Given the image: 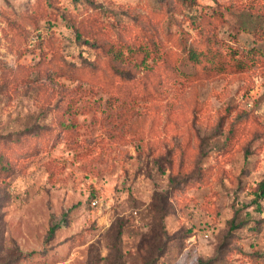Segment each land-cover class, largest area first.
Wrapping results in <instances>:
<instances>
[{
    "label": "rangeland",
    "instance_id": "obj_1",
    "mask_svg": "<svg viewBox=\"0 0 264 264\" xmlns=\"http://www.w3.org/2000/svg\"><path fill=\"white\" fill-rule=\"evenodd\" d=\"M263 178L264 0H0V264H264Z\"/></svg>",
    "mask_w": 264,
    "mask_h": 264
},
{
    "label": "trees",
    "instance_id": "obj_2",
    "mask_svg": "<svg viewBox=\"0 0 264 264\" xmlns=\"http://www.w3.org/2000/svg\"><path fill=\"white\" fill-rule=\"evenodd\" d=\"M189 55H190V57H191L192 59H195V60H198L199 57H200L199 54H198L194 49H190V50H189ZM256 196H257L258 198H264V178H263V180H262V181L260 182V184H259V189H258V191H257ZM159 197H162V196H159ZM54 232H55V228L53 227V228H51V230H50V235H53ZM200 262H202V261H200ZM146 264H155V262H152V263H146Z\"/></svg>",
    "mask_w": 264,
    "mask_h": 264
},
{
    "label": "built area",
    "instance_id": "obj_3",
    "mask_svg": "<svg viewBox=\"0 0 264 264\" xmlns=\"http://www.w3.org/2000/svg\"><path fill=\"white\" fill-rule=\"evenodd\" d=\"M97 204H98V200H97V199H94V200L92 201V205L95 206V205H97Z\"/></svg>",
    "mask_w": 264,
    "mask_h": 264
}]
</instances>
